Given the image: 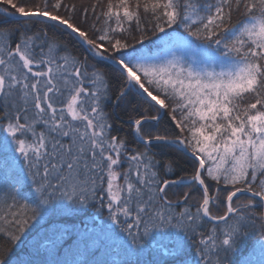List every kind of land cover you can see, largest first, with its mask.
<instances>
[{
  "label": "snow or ice",
  "instance_id": "6c2138e0",
  "mask_svg": "<svg viewBox=\"0 0 264 264\" xmlns=\"http://www.w3.org/2000/svg\"><path fill=\"white\" fill-rule=\"evenodd\" d=\"M258 207L264 0H0V264H264Z\"/></svg>",
  "mask_w": 264,
  "mask_h": 264
},
{
  "label": "trees",
  "instance_id": "16d2710c",
  "mask_svg": "<svg viewBox=\"0 0 264 264\" xmlns=\"http://www.w3.org/2000/svg\"><path fill=\"white\" fill-rule=\"evenodd\" d=\"M27 2L29 4H36V3H40L41 0H27ZM65 2H68V0H65ZM77 3H80V0H76ZM84 3H90L91 0H83ZM8 24H15L16 20H8L7 21ZM132 103H136L135 100L132 101ZM109 107H111V104H109ZM119 113V117L115 119V126L116 127H120L123 122L125 120H127V115L124 111V108L121 107L119 109L116 110ZM130 133V127L126 124H123V129L121 134H129ZM177 160V168H176V173L177 175H179L181 172H183L184 170H190L191 165L187 162V160L185 158H183L182 156L179 155H174L173 157ZM161 159H168V158H161ZM186 190V189H184ZM255 211L257 213H261L264 212V208H256ZM254 239L255 238H251L248 241V244L245 246L244 251L239 254L238 256L234 257L235 260V264H241V261L244 260L247 257H250L253 261H258L260 258V251H259V246L256 245L255 246V251H253V247H254Z\"/></svg>",
  "mask_w": 264,
  "mask_h": 264
}]
</instances>
